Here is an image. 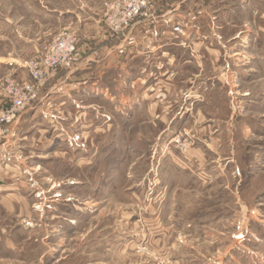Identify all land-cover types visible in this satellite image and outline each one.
I'll return each instance as SVG.
<instances>
[{
	"label": "rangeland",
	"instance_id": "rangeland-1",
	"mask_svg": "<svg viewBox=\"0 0 264 264\" xmlns=\"http://www.w3.org/2000/svg\"><path fill=\"white\" fill-rule=\"evenodd\" d=\"M112 1L0 0V110L78 39L2 125L0 264H264V0Z\"/></svg>",
	"mask_w": 264,
	"mask_h": 264
},
{
	"label": "built area",
	"instance_id": "built-area-1",
	"mask_svg": "<svg viewBox=\"0 0 264 264\" xmlns=\"http://www.w3.org/2000/svg\"><path fill=\"white\" fill-rule=\"evenodd\" d=\"M152 0H115L108 5V24L115 31L122 30L137 17L147 15ZM76 35L64 30L58 33L44 53L30 61V79L17 81L8 79L1 89L9 98V107L0 110V139L7 142L8 135L2 125L12 123L21 112L34 105L39 91L50 77L59 69L72 62L77 50Z\"/></svg>",
	"mask_w": 264,
	"mask_h": 264
},
{
	"label": "crops",
	"instance_id": "crops-1",
	"mask_svg": "<svg viewBox=\"0 0 264 264\" xmlns=\"http://www.w3.org/2000/svg\"><path fill=\"white\" fill-rule=\"evenodd\" d=\"M132 31V30H131ZM129 33H132V32H129ZM125 38H126V35H125ZM150 53H153V49H151V50H147V51H145V54H146V57H148V55L150 54ZM146 71V70H145ZM138 73V72H137ZM138 77V76H137ZM91 92H86V93H84L86 96H91V94H90ZM94 93H96V92H94ZM98 93V92H97ZM89 94V95H88ZM101 94H104V96L105 95H107V92H103V93H100V95H98V96H101ZM64 96V99H65V102H70V101H73V102H75L76 103V101L77 100H75V97H76V95H74V94H72V95H70V94H66V95H63ZM75 96V97H74ZM97 96V95H96ZM68 97V98H67ZM121 103H122V101H121ZM263 105L264 103H263V100L261 101V102H259V104L258 105ZM260 105V106H261ZM101 121V120H100ZM260 161H262V160H260ZM2 189H4V190H8V189H10V190H12L13 189V187H11V185H9L8 187L7 186H1L0 187V191L2 192L3 190Z\"/></svg>",
	"mask_w": 264,
	"mask_h": 264
}]
</instances>
